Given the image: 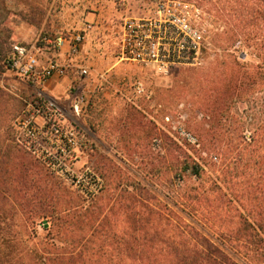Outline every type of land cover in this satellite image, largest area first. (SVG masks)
Returning a JSON list of instances; mask_svg holds the SVG:
<instances>
[{
    "label": "rangeland",
    "instance_id": "1",
    "mask_svg": "<svg viewBox=\"0 0 264 264\" xmlns=\"http://www.w3.org/2000/svg\"><path fill=\"white\" fill-rule=\"evenodd\" d=\"M163 1L0 0L1 57L15 42L46 49L40 40L43 36L61 34L67 40L75 33L84 36L77 62L88 68L85 81L70 71L53 77L43 89L70 109L87 130L80 165H89L102 179L100 190L86 197L15 143V118L34 89L0 60V264H32L34 251H69L70 240L87 237L97 225L98 243L111 233L122 234L124 216L114 203L121 192L147 199L156 209L165 205L173 211L178 206L179 215L188 217L179 192L198 182L203 185L200 191L212 187L225 155L222 148L213 149L208 142L224 147L229 138L235 142L249 137L264 119V89L254 90L245 99L220 85V71L232 68L235 73L238 62L252 72L260 63L253 43L242 40L239 45L237 39L228 46L224 43V32L231 24L218 14L221 0H181L197 9L190 19L203 36L200 63L175 65L161 73L151 64L121 57L118 30L122 20L156 16ZM209 92L210 100L220 99L212 113L201 106ZM180 151L199 164V180L187 172L176 176L174 157ZM233 156L234 152L228 159L231 164ZM58 217H73V227L64 225L58 234L54 225ZM155 218L150 217L152 222ZM109 249L124 252V245Z\"/></svg>",
    "mask_w": 264,
    "mask_h": 264
},
{
    "label": "trees",
    "instance_id": "2",
    "mask_svg": "<svg viewBox=\"0 0 264 264\" xmlns=\"http://www.w3.org/2000/svg\"><path fill=\"white\" fill-rule=\"evenodd\" d=\"M221 1L222 12L218 14L231 24L224 32L226 46L233 39L239 45L242 40L253 43L260 58L252 72L238 62L233 67L235 73L232 68L220 71L222 90L233 89L235 97L247 99L254 90L264 89V0ZM211 96L209 92L208 99L201 102L210 113L219 108L220 100H210ZM208 144L213 149L222 148L225 155L212 187L200 191L198 188L203 185L198 182L179 192L180 205L186 208L188 217L179 215L178 206L173 211L165 205L156 209L147 199L121 192L114 203L124 216L122 234L111 233L98 243L97 225L87 237L70 240L69 251H34L32 264H264V119L259 120L249 137L235 142L229 138L224 147L214 141ZM181 152L174 157L176 176L187 172L199 180V164L187 160L188 156ZM233 152L231 164L228 159ZM151 215L156 216L154 222ZM73 219L58 217L54 224L57 233L64 225L71 229ZM119 244L124 245V252L109 249ZM48 245L55 246L54 242ZM153 245L155 250L137 249ZM103 246L104 250L100 248Z\"/></svg>",
    "mask_w": 264,
    "mask_h": 264
},
{
    "label": "built area",
    "instance_id": "3",
    "mask_svg": "<svg viewBox=\"0 0 264 264\" xmlns=\"http://www.w3.org/2000/svg\"><path fill=\"white\" fill-rule=\"evenodd\" d=\"M192 6L181 0H166L158 5L156 16L125 17L118 30L121 57L151 64L161 73L175 65L200 63L204 42L201 31L190 19V13L197 12ZM83 38L80 33L70 40L61 34L43 36L40 40L46 49L15 42L7 55H0V60L34 89L15 118V143L65 183L91 197L100 190L102 179L89 165H80L87 130L75 120L70 109L43 89L53 77L70 71L85 81L88 68L77 62ZM63 48L66 59L59 60L54 54ZM80 86L77 84L76 91ZM73 109L77 111L78 106ZM181 133L195 143L190 133Z\"/></svg>",
    "mask_w": 264,
    "mask_h": 264
},
{
    "label": "crops",
    "instance_id": "4",
    "mask_svg": "<svg viewBox=\"0 0 264 264\" xmlns=\"http://www.w3.org/2000/svg\"><path fill=\"white\" fill-rule=\"evenodd\" d=\"M66 47V46H65ZM65 50L66 48L61 49L60 51H58L57 53H55L54 55H56L58 57L59 60H64L66 59V54H65ZM96 138V137H95ZM83 153V150H82Z\"/></svg>",
    "mask_w": 264,
    "mask_h": 264
}]
</instances>
